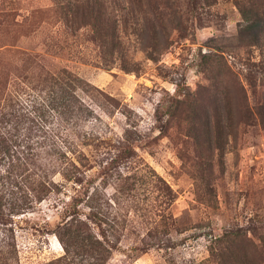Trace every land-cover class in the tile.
Wrapping results in <instances>:
<instances>
[{"label": "rangeland", "instance_id": "rangeland-1", "mask_svg": "<svg viewBox=\"0 0 264 264\" xmlns=\"http://www.w3.org/2000/svg\"><path fill=\"white\" fill-rule=\"evenodd\" d=\"M106 1L121 40L111 51L90 26L62 21L53 0H0V74L68 69L92 85L78 90L99 117L86 169L96 181L83 185L96 190L107 264H201L226 230L264 247V0ZM126 139L134 156L100 175ZM56 180L15 217L20 264L65 253L55 231L79 186Z\"/></svg>", "mask_w": 264, "mask_h": 264}, {"label": "trees", "instance_id": "trees-1", "mask_svg": "<svg viewBox=\"0 0 264 264\" xmlns=\"http://www.w3.org/2000/svg\"><path fill=\"white\" fill-rule=\"evenodd\" d=\"M107 5L106 0H53L52 10L66 24L90 26L111 51L121 40ZM86 86L92 85L68 69L61 75L43 68L29 75L0 74V264H20L15 217L59 190L58 175L79 190L71 197L66 216L55 231L65 253L46 264H107L112 257L107 232L95 230L96 225L101 228L96 221L100 213L93 205L96 190L83 185L84 181H96L87 179L86 169L92 168L87 149L98 142L90 124L99 119L78 94ZM104 97L110 104H119L112 96ZM208 131L210 147L218 137L211 141L213 133ZM125 141L115 157L101 164L100 175L111 177L121 163L134 156V145L129 139ZM118 178L136 181V174H120ZM158 180L163 181L160 176ZM84 203L91 209L86 218L80 213ZM214 241L211 255L201 264L264 263V258L257 261V255H264V247L253 252L240 232L226 230Z\"/></svg>", "mask_w": 264, "mask_h": 264}]
</instances>
